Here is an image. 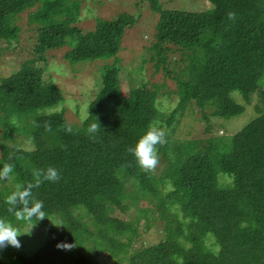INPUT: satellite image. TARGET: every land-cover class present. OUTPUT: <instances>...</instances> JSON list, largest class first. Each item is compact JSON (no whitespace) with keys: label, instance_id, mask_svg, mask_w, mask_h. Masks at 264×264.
I'll use <instances>...</instances> for the list:
<instances>
[{"label":"trees","instance_id":"16d2710c","mask_svg":"<svg viewBox=\"0 0 264 264\" xmlns=\"http://www.w3.org/2000/svg\"><path fill=\"white\" fill-rule=\"evenodd\" d=\"M145 1L158 14L148 59L175 83L178 104L169 114L157 107L154 89L116 92L115 62L103 67L79 124L67 121L61 91L41 78L43 70L24 65L0 78V161L2 167L13 166L10 186L15 177L27 186L35 170L49 166L62 176L58 183L32 189V198L44 204L41 221L53 217L57 226L40 249L21 256V264H84L99 250L95 264H264V116L249 120L227 142L215 137L203 145H177L168 139L177 111L191 101L206 120L242 113L253 95L264 105V0H207L211 7L200 11L165 10L157 0ZM78 10V0H0V41L17 47L22 28L16 22L23 14L30 29L37 26L33 58L46 64L45 51L66 45L62 57L69 62H92L114 56L121 36L136 21L120 12L98 18L93 30L83 31ZM229 12L235 20L228 19ZM204 29L210 33L199 39ZM168 47L181 54L177 74L167 69ZM57 106L59 111L43 113ZM93 123L101 127L89 134ZM150 125L165 131L167 143L157 145L158 169L145 172L128 148ZM14 133L25 134L33 147L15 144ZM4 186L0 218L10 220L15 214L7 210L9 187ZM101 199L102 225L94 214ZM120 213L128 215L123 219ZM81 224L88 233L79 232ZM151 226L158 228L159 238L140 242ZM91 230L99 233L93 236ZM62 242L74 247L60 249Z\"/></svg>","mask_w":264,"mask_h":264},{"label":"rangeland","instance_id":"374dc122","mask_svg":"<svg viewBox=\"0 0 264 264\" xmlns=\"http://www.w3.org/2000/svg\"><path fill=\"white\" fill-rule=\"evenodd\" d=\"M79 1V22L78 26L83 31H91L95 27V22L98 18H111L118 13H130L135 16L134 25L128 26L125 33L121 36L119 49L117 53L109 58L97 59L92 62H76L71 63L62 57L66 45L53 48L44 52L46 57V64L40 60L33 58L30 53L31 46L35 42V35L37 28L30 29L26 16L21 14L17 19L22 31L18 34V45L16 48L8 46L0 41V78L9 76L11 73L16 72L22 66H27L35 72L43 70L44 79H49L50 82L55 84L62 94V105L64 106V116L70 123H80L84 120L88 112V104L94 97L99 87V74L102 72L104 66L116 63L118 69L116 70L115 77L113 78V86L116 92L125 96L136 87L142 88L146 94L147 91L155 90L156 105L159 110L167 115L178 104L176 97V88L174 80L163 70L155 71L154 61L148 59L150 52L148 47L154 40L155 25L158 19V14L153 12L148 7L145 0H78ZM161 8L165 10H178V11H200L209 9L211 6L207 0H157ZM208 30H203L199 39L206 37ZM170 46V45H168ZM13 48V49H12ZM169 52H166L168 59L167 69L175 74L181 67V54L175 51L174 47H168ZM146 61H144V60ZM173 75V74H172ZM39 83L36 84V87ZM35 88V85H34ZM232 96L238 103H242L243 99L236 92ZM57 106L53 109L44 110V114L56 112L60 110ZM244 111L229 119L211 117L206 120L194 103L191 101L186 107L177 111L175 119L170 125L168 131V139L170 142L180 144L181 142L195 141L200 145L205 143L207 138H219V140L228 141L230 136L240 129L249 120H253L258 116H264V105L261 97L253 95L250 103L244 104ZM212 108L206 107L207 114L210 113ZM208 126V129H207ZM25 134L14 133V143L21 148L31 149L33 145L28 139L24 137ZM1 137V130H0ZM186 147V146H185ZM0 161V169H3ZM159 165V164H158ZM157 165V167H158ZM155 169H158V168ZM14 185L9 184V180L0 181V188L6 189L8 184L9 189L5 190V197L7 198L12 194L19 181L12 178ZM104 200V199H103ZM102 199L94 209V214L97 216L98 222L102 225L104 222L105 212L103 209ZM145 203H141L144 206ZM114 213V212H113ZM70 213L64 210V217H69ZM129 214L134 215L133 210ZM123 219L128 214H119ZM81 222H87L86 217L80 218ZM16 228L20 234L18 240L20 247L17 249L11 245L6 248H0V264H21L20 258L23 254H28L40 249L50 235V229H55L57 220L51 217L50 220L39 221L35 223L31 221H17L15 215L6 220ZM51 225L48 230V225ZM54 224V225H53ZM160 227L157 220L156 225ZM79 232L88 233L84 226L81 224L77 227ZM93 236L99 232L90 231ZM100 233L104 234L105 229L100 226ZM159 238L158 228L151 226L150 229L143 233L140 242H150ZM142 242V243H143ZM139 245V243H136ZM84 247V246H83ZM81 249V248H80ZM100 250L93 255V258L88 257L84 264H95V259L99 255ZM104 253H101L102 256ZM94 259V260H93ZM100 263L105 264H120V262L106 263L101 260Z\"/></svg>","mask_w":264,"mask_h":264},{"label":"clouds","instance_id":"9594fccd","mask_svg":"<svg viewBox=\"0 0 264 264\" xmlns=\"http://www.w3.org/2000/svg\"><path fill=\"white\" fill-rule=\"evenodd\" d=\"M227 16L229 20H235L236 18L234 12L227 13ZM99 127H101L99 123H93L88 127L87 133H96ZM45 128L47 131H50L51 125L46 124ZM65 131L71 133V126H67ZM92 138L94 139V136ZM166 143L165 131L150 125L148 131L139 139L135 146L128 148V152L135 157L139 168L145 172H151L155 170L159 163L157 145L163 146ZM12 172L13 166L11 164H6L3 169H0V181L9 180ZM33 176V182L29 183L27 186L17 185L15 191L5 200V203L9 206L7 209L8 212L14 213L17 221L31 223L33 219L37 221L45 219L43 201L34 200L32 198V189L40 187L46 181L58 183L62 179L60 171L51 166L47 169L35 170ZM20 235L22 234H20L10 222L0 218V248H6L8 245H11L18 249L21 246L18 240ZM57 247L63 250H71L74 245L62 242L58 243Z\"/></svg>","mask_w":264,"mask_h":264}]
</instances>
